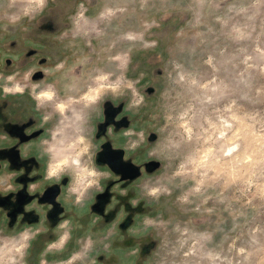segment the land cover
<instances>
[{"label":"rangeland","instance_id":"obj_1","mask_svg":"<svg viewBox=\"0 0 264 264\" xmlns=\"http://www.w3.org/2000/svg\"><path fill=\"white\" fill-rule=\"evenodd\" d=\"M0 264H264V0H0Z\"/></svg>","mask_w":264,"mask_h":264},{"label":"flooded vegetation","instance_id":"obj_2","mask_svg":"<svg viewBox=\"0 0 264 264\" xmlns=\"http://www.w3.org/2000/svg\"><path fill=\"white\" fill-rule=\"evenodd\" d=\"M19 111H20V115H21L25 112V109L23 111L21 109V107L15 105L9 112V115L11 117L8 114H7V116H9L10 118H15L17 116L16 114H18ZM25 129H27V126H25V125L19 126L18 124H15V125L8 127V130L11 133H17V136H18L20 142H22V143L25 142L26 144L33 142V138H36L42 132V130H38L39 128H36L34 130L29 129L30 131L29 130L26 131ZM20 142H17V143L14 142L13 146H9V147L5 148V150L2 151L1 154H3L4 157L9 159V161H11V163H12V166H14V167H17V166L20 167V165L21 166L23 165L27 171H29L32 168L38 169L40 167V161L37 159V157L33 153L28 154L27 152H22ZM103 157H104L103 152H101V158L103 159ZM103 161L105 162L104 159H103ZM43 190H42V192H43ZM42 192L40 195L41 197H42ZM46 202L51 203L50 201H46ZM50 214H51V217H53L54 211L52 210L50 212Z\"/></svg>","mask_w":264,"mask_h":264},{"label":"water","instance_id":"obj_3","mask_svg":"<svg viewBox=\"0 0 264 264\" xmlns=\"http://www.w3.org/2000/svg\"><path fill=\"white\" fill-rule=\"evenodd\" d=\"M102 152L105 162L112 170L120 172L122 178L132 176L137 173V168L131 162L123 161L122 149L106 147ZM58 192L59 186L57 184L49 185L43 190L41 200L53 203Z\"/></svg>","mask_w":264,"mask_h":264},{"label":"crops","instance_id":"obj_4","mask_svg":"<svg viewBox=\"0 0 264 264\" xmlns=\"http://www.w3.org/2000/svg\"><path fill=\"white\" fill-rule=\"evenodd\" d=\"M42 128H43V127H41V128H40V129H38V130H42Z\"/></svg>","mask_w":264,"mask_h":264}]
</instances>
